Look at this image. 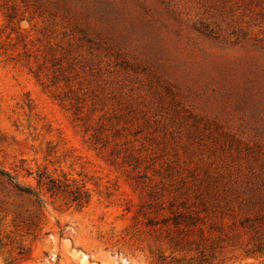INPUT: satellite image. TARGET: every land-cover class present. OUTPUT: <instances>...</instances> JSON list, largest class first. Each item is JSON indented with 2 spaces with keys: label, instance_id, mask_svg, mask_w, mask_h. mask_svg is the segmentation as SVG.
I'll list each match as a JSON object with an SVG mask.
<instances>
[{
  "label": "rangeland",
  "instance_id": "obj_1",
  "mask_svg": "<svg viewBox=\"0 0 264 264\" xmlns=\"http://www.w3.org/2000/svg\"><path fill=\"white\" fill-rule=\"evenodd\" d=\"M202 15L0 0V171L38 200L0 180V264H264V27Z\"/></svg>",
  "mask_w": 264,
  "mask_h": 264
},
{
  "label": "trees",
  "instance_id": "obj_2",
  "mask_svg": "<svg viewBox=\"0 0 264 264\" xmlns=\"http://www.w3.org/2000/svg\"><path fill=\"white\" fill-rule=\"evenodd\" d=\"M187 2H194L198 5L199 10L202 14L210 19L217 20V18L229 19L233 26H240L243 29L258 28L262 29L264 27V0H183ZM202 15V16H203ZM239 27V28H240ZM242 29V30H243ZM237 29L235 35L240 38H244L246 35L244 32ZM3 179L10 185L12 192L17 197H31L34 199V203L38 204L37 197L28 188L20 187L17 184L12 183V179L0 171V180ZM67 187H65L66 189ZM59 191V186L54 181L49 182L48 192ZM71 201L80 206L82 202H87V195L80 191V189H75L74 191L67 192ZM167 218H163L162 223L167 228H172L171 233L177 235H184V238L188 235L184 231H189V233L195 229L201 236V229L198 227L197 222L199 218L197 215H189L181 211L170 212ZM149 226H154L152 221H148ZM176 247H183L184 241L180 240L178 237L172 238Z\"/></svg>",
  "mask_w": 264,
  "mask_h": 264
}]
</instances>
